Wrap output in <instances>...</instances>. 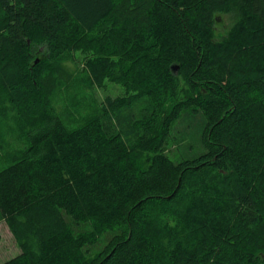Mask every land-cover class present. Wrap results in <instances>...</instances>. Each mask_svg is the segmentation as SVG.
<instances>
[{
    "label": "trees",
    "instance_id": "trees-1",
    "mask_svg": "<svg viewBox=\"0 0 264 264\" xmlns=\"http://www.w3.org/2000/svg\"><path fill=\"white\" fill-rule=\"evenodd\" d=\"M0 125L4 264H264V0H0Z\"/></svg>",
    "mask_w": 264,
    "mask_h": 264
},
{
    "label": "rangeland",
    "instance_id": "rangeland-1",
    "mask_svg": "<svg viewBox=\"0 0 264 264\" xmlns=\"http://www.w3.org/2000/svg\"><path fill=\"white\" fill-rule=\"evenodd\" d=\"M232 23L230 17H225L221 19L220 25H218V32L224 33V31L229 27V24ZM77 57V63L76 66L73 62H65V68L67 69V72L70 73L72 76H79L81 81L77 84H73L70 91L67 89H61V91L57 94L55 100L56 104H58L59 111L62 112L64 108H70L72 109V103L71 100H81L82 104L81 107L83 110H85V114L87 112H90L91 109L97 105V103H94L95 100L101 101L105 99L107 96L111 97H118L124 94L125 90L124 88L115 83H107L106 87L104 88H90L87 86V84L82 83V81L85 79V75H81L79 72L80 68L83 67V57L76 55ZM72 94H75L72 97ZM71 110H68V112ZM64 112V111H63ZM81 117H79L80 119ZM70 122L69 120H67ZM17 137V138H16ZM10 134L7 130V127H3L0 125V163H3L7 160V158L10 155V152H12L15 148H20L22 145V142L19 141V132H17V136ZM169 154L170 157L173 160L179 159V153L175 147L169 148ZM0 264H4L8 260L16 257L21 253V249L18 247L13 235L11 234L8 225L2 218L0 214ZM107 240V235H103L101 237L100 242L91 247L89 249L90 255L94 256L96 255L105 245Z\"/></svg>",
    "mask_w": 264,
    "mask_h": 264
},
{
    "label": "water",
    "instance_id": "water-1",
    "mask_svg": "<svg viewBox=\"0 0 264 264\" xmlns=\"http://www.w3.org/2000/svg\"><path fill=\"white\" fill-rule=\"evenodd\" d=\"M38 62H39V60H37L35 64H38ZM172 69H173L174 71H176L178 68H177V67H172Z\"/></svg>",
    "mask_w": 264,
    "mask_h": 264
}]
</instances>
